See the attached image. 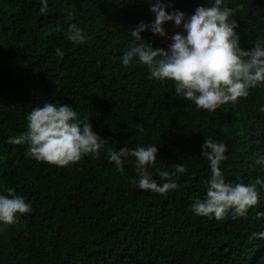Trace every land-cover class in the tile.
<instances>
[{
  "label": "trees",
  "instance_id": "trees-1",
  "mask_svg": "<svg viewBox=\"0 0 264 264\" xmlns=\"http://www.w3.org/2000/svg\"><path fill=\"white\" fill-rule=\"evenodd\" d=\"M162 2L186 15L210 6ZM227 5L242 49L264 40V0ZM39 8L40 0H0V193L12 188L31 204L30 213L0 225V264H264V239H249L264 231L259 185L258 203L245 217L216 220L191 210L210 173L201 156L204 136L227 145L220 164L226 182L264 180L254 164L264 154V85L215 111L197 108L175 93L173 81L149 79L146 65L120 63L136 43L128 31L154 20L147 0H49L44 13ZM72 23L87 34L85 43L66 38ZM164 28L166 37L146 29L142 41L166 49L167 37L183 31L171 21ZM46 101L88 119L105 141L97 157L56 166L26 157V144L9 143L26 134V114ZM149 143L158 152L146 167L158 184V172L186 167L174 177L176 190H141L134 157L124 158L122 172L107 159L109 150Z\"/></svg>",
  "mask_w": 264,
  "mask_h": 264
},
{
  "label": "clouds",
  "instance_id": "clouds-1",
  "mask_svg": "<svg viewBox=\"0 0 264 264\" xmlns=\"http://www.w3.org/2000/svg\"><path fill=\"white\" fill-rule=\"evenodd\" d=\"M48 2L40 0L41 13L46 11ZM147 3L154 20L141 21L128 31L136 43L120 57L122 66L146 65L149 79L173 81L177 95L209 112L222 104L235 103L238 98L247 97L249 89L264 85V40L253 42L247 50L241 48L237 21L232 18L233 10L228 7L227 0H209L210 6H197L190 15L172 9L171 3L162 0H147ZM67 15H72L70 9ZM170 21L183 31L167 37L171 42L166 49L153 48L151 43L142 41L140 34L146 29L153 35L166 37L164 25ZM65 36L74 44H83L88 39L85 31L75 23L68 25ZM55 54L62 56L63 52L57 48ZM260 111L264 112V105ZM26 120V134L10 137L9 143L26 144V157L38 162L66 166L84 156L95 158L104 148V139L93 131L88 119L79 118L76 110L67 104L46 101L33 107L26 114ZM204 137L201 156L208 161L210 173L205 195L194 200L192 212L216 220L227 215L232 219L245 217L248 210L257 205V185L264 189V180L257 177L247 184L226 182L220 164L227 159V145L210 136ZM157 152L155 143L137 145L134 149L120 147L116 151L109 150L107 159L122 172L124 158L134 157L137 187L166 194L178 188L174 177L185 174L187 169L181 163L174 166L172 173L158 172L163 181L158 184L147 171L155 162ZM254 164L264 170V154H258ZM4 192L6 194L0 193V225L7 226L15 223L19 215L30 213L31 204L16 195L12 188ZM261 216L264 213L257 212V217ZM252 238L264 239V231L253 232L249 239Z\"/></svg>",
  "mask_w": 264,
  "mask_h": 264
}]
</instances>
